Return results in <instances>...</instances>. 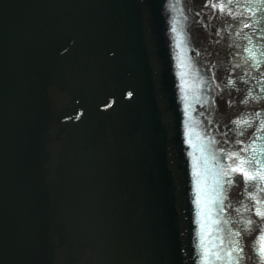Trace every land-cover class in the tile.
Instances as JSON below:
<instances>
[{"label": "water", "instance_id": "obj_1", "mask_svg": "<svg viewBox=\"0 0 264 264\" xmlns=\"http://www.w3.org/2000/svg\"><path fill=\"white\" fill-rule=\"evenodd\" d=\"M262 148L264 0H0V264H264Z\"/></svg>", "mask_w": 264, "mask_h": 264}, {"label": "snow or ice", "instance_id": "obj_2", "mask_svg": "<svg viewBox=\"0 0 264 264\" xmlns=\"http://www.w3.org/2000/svg\"><path fill=\"white\" fill-rule=\"evenodd\" d=\"M231 0H229V3ZM214 8H218L221 12H224L227 8V5L225 3H214L211 5ZM247 26V25H246ZM172 31H176V27L173 26ZM250 52L251 58L255 60V53H252L251 50H248ZM244 123H247V121H244ZM214 142V141H213ZM189 143H191V140H189ZM251 147V146H250ZM248 149H242V151H247ZM260 151H264V148L260 149ZM227 155V154H225ZM227 159L233 161V165H229L225 168H222L218 173L215 174L214 184L217 186L219 191L217 192L216 196L213 197L211 200H207V204L214 203L215 200L219 199L221 195L224 193V185H232L234 183V180L232 177L239 175L243 178L245 182H251V181H262L264 182V164L261 165V168L258 169H252V165L255 164H261V161L255 159V152L253 154V157L251 159H241L240 158V152L232 153L231 155H227ZM207 163V161H205ZM197 177L199 178L201 176V173L199 170L196 172ZM220 177H225L227 179H220ZM203 182L198 179L197 180V187H198V198L197 203L200 204L201 196L206 195V193L203 191L202 188ZM213 191H216V188L213 189ZM227 197L224 196V199ZM257 204H260L261 202L259 200L256 201ZM221 208L220 211H223V200H220ZM247 210V209H245ZM239 211V210H237ZM255 213L257 216L264 218V208L257 207L255 209ZM202 217L207 215V213L204 212V209L201 210ZM209 219L210 216H209ZM220 220H211V223L207 224L208 229H212V225H219ZM225 224H227V221H224ZM252 221L248 220L247 224L251 225ZM201 228V248L203 250V259L202 264H216L217 261H223L224 256L220 255L219 252L214 251V249H217L220 245H223L224 241L223 239H220L217 237L216 239H219V245H217L213 241L208 240V233L205 232L206 223L202 220L200 224ZM235 236H239V232L235 233ZM261 247L260 252L262 255H264V236L261 237ZM210 245V246H209ZM242 252L243 249L240 248L238 241L232 243L231 250L227 252V264H239L240 259H242ZM235 254V255H234Z\"/></svg>", "mask_w": 264, "mask_h": 264}]
</instances>
